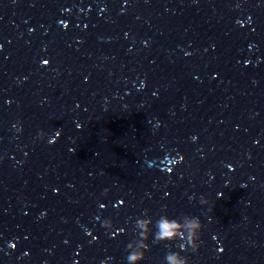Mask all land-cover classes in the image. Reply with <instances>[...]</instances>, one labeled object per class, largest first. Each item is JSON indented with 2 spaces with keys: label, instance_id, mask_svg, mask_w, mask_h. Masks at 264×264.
<instances>
[{
  "label": "clouds",
  "instance_id": "1",
  "mask_svg": "<svg viewBox=\"0 0 264 264\" xmlns=\"http://www.w3.org/2000/svg\"><path fill=\"white\" fill-rule=\"evenodd\" d=\"M44 63L48 62L44 61ZM41 135L43 136V133ZM200 203L206 205L208 201L201 199ZM161 211L163 214L159 215L155 221L146 212L141 218H137L133 229L135 238L126 245V264H140L151 245H165L167 251L164 255V264H189L188 257L181 253L190 250L192 254H196L199 251L201 233L204 228L199 216L182 214L170 217L164 209ZM103 226L110 229L113 224L111 220H105ZM173 242L178 247V251L172 250Z\"/></svg>",
  "mask_w": 264,
  "mask_h": 264
}]
</instances>
